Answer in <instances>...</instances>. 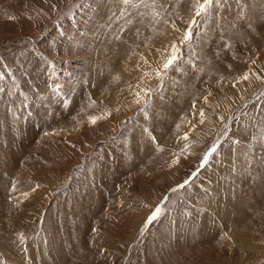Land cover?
<instances>
[{"label": "rangeland", "instance_id": "374dc122", "mask_svg": "<svg viewBox=\"0 0 264 264\" xmlns=\"http://www.w3.org/2000/svg\"><path fill=\"white\" fill-rule=\"evenodd\" d=\"M195 7L0 0V264H264V0Z\"/></svg>", "mask_w": 264, "mask_h": 264}, {"label": "snow or ice", "instance_id": "6c2138e0", "mask_svg": "<svg viewBox=\"0 0 264 264\" xmlns=\"http://www.w3.org/2000/svg\"><path fill=\"white\" fill-rule=\"evenodd\" d=\"M129 0H125V3H128ZM214 3H219V0H196V7H195V16H200L202 13H207L211 7L213 6ZM196 23L195 19H193L190 23H189V27L188 29L184 32L180 43H186L189 42L191 40L192 37V25H194ZM171 50H172V54L170 56H168L167 60L162 64V69L165 71L174 67L175 65V61L178 59V56L176 55V52L178 51L177 45L175 44V42H173L171 45ZM145 63H147V61H145ZM139 67V65H137ZM156 75L160 76L161 72L159 70L156 71ZM259 78V77H258ZM238 79L241 80H247L248 79V74L245 73L244 75H242L241 77H239ZM137 96H139V93H137ZM201 115H203V112L201 111ZM91 122H95V118H92ZM201 123H203V120H201ZM187 138V134H185V139ZM187 183V181L185 182Z\"/></svg>", "mask_w": 264, "mask_h": 264}, {"label": "bare ground", "instance_id": "6f19581e", "mask_svg": "<svg viewBox=\"0 0 264 264\" xmlns=\"http://www.w3.org/2000/svg\"><path fill=\"white\" fill-rule=\"evenodd\" d=\"M262 63V62H261ZM263 63H264V60H263ZM262 63V64H263ZM255 69V68H254ZM240 72H242L243 73V68L240 70ZM255 72H256V70H255ZM257 73V72H256ZM220 88V87H219Z\"/></svg>", "mask_w": 264, "mask_h": 264}]
</instances>
